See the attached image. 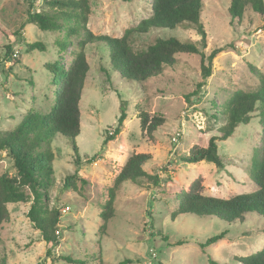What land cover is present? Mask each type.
<instances>
[{"label": "rangeland", "instance_id": "rangeland-1", "mask_svg": "<svg viewBox=\"0 0 264 264\" xmlns=\"http://www.w3.org/2000/svg\"><path fill=\"white\" fill-rule=\"evenodd\" d=\"M147 2L89 0L87 27L93 34L121 36L126 28L148 15ZM228 5L229 0H204L200 22L206 45L200 50L205 55L214 48L222 50L212 59L211 75L198 90L196 84L202 80L199 54L177 53L174 65H165L161 73L135 82L110 70L108 53L98 44L85 47L90 68L79 101L80 131L75 138L80 166L73 163V151L66 137L55 133L51 144L54 185L48 200L61 213L56 256L83 258L93 254L101 257L102 264H211L209 257L218 264H240L238 256L253 253L264 245V219L256 215L230 225L210 216L183 214L170 218L176 193L187 189L196 178L201 179L206 195L227 198L253 189L248 168L260 138L257 111L247 124H240L230 137L217 142L223 168L206 161L186 163L179 159L192 145H206L222 122L221 116L217 114L215 118L214 114L234 90L258 84L250 66L264 73V15L247 12L240 21L232 20ZM27 6L25 0H0L3 130L12 129L29 108L49 111L55 86L44 65L61 58L67 66L71 59L72 46L63 55L58 53L57 32L25 23ZM33 10L51 9L42 0H36ZM169 36L194 42L201 37L194 25L154 28L135 36L133 47L142 49L158 37ZM32 41L43 42L45 50L27 51L26 43ZM8 43L12 44V56L19 59L18 63L6 57ZM122 106L126 112L122 128L114 139L103 144L107 133L113 132ZM139 112H146L150 118L161 116L163 122L149 134L140 129ZM139 152L151 156L143 168L162 179L157 185L124 182L114 198L115 215L102 233L99 212L107 189L127 157ZM91 156L94 160L87 162ZM75 171L87 182L76 179V188L63 189L65 177ZM2 173H14L13 160L5 151H0ZM29 205L30 202L7 205L9 217L2 225L0 257L5 256V264H70L61 259L52 261L47 256V244L26 216ZM225 229L224 238L201 249L199 243ZM160 234L167 236V240ZM182 238V244H169ZM96 263L92 259L87 261Z\"/></svg>", "mask_w": 264, "mask_h": 264}, {"label": "trees", "instance_id": "trees-1", "mask_svg": "<svg viewBox=\"0 0 264 264\" xmlns=\"http://www.w3.org/2000/svg\"><path fill=\"white\" fill-rule=\"evenodd\" d=\"M25 23L36 25L45 31L57 32L56 43L58 53L72 46L69 53L70 62L67 66L61 63V58L47 62L44 67L51 74L52 84L55 86L54 102L47 113L29 108L19 122L9 130L0 129V151H5L13 160L14 173L0 174V241L3 223L9 217L7 205L9 203L30 202L26 216L39 230L41 239L47 244L46 254L53 260L61 259L70 264H87L89 259L102 264L99 256L73 257L57 255L54 249L59 245L60 209L49 204V190L54 185L53 159L54 152L51 144L55 133L66 137L71 145L76 167L81 160L76 145V136L80 131L79 101L84 88L85 79L89 71L85 47L98 44L106 53L110 70L119 77L141 82L162 72L165 65H174L177 53H194L200 55V74L202 80L196 84L200 88L205 79L211 75V63L222 47L214 48L209 54L200 50L206 45V33L200 22L204 0H148V15L136 25L126 28L121 36L108 34H93L87 27L90 13L89 0H42L50 11H34L36 0H25ZM129 1V0H123ZM232 20L240 21L244 14L252 12L264 15V0H229L227 8ZM194 25L201 36L199 42L183 41L176 36L158 37L145 48L135 49L133 39L150 29H172L180 25ZM18 35V33L16 34ZM22 39L19 38V40ZM77 39V40H76ZM75 40V41H73ZM108 49V52L106 50ZM27 51L45 50L41 41L26 43ZM6 57L13 63L19 59L12 56V44L5 45ZM255 72L258 84L249 89L238 88L224 101L214 114L221 116V124L216 127L206 145H192L188 152L179 159L186 163L206 161L218 168H223V161L218 153V141L225 140L232 135L240 124H247L257 111L260 126V138L252 151V158L248 168V178L253 189L246 193H237L227 198L206 195L202 191L201 179L193 180L187 189L176 193L175 206L170 214L171 219L179 215L190 214L198 217L210 216L224 221L228 225L243 223L249 215H256L264 219V73L255 66H250ZM10 69V68H8ZM108 72V70H107ZM126 118L124 106L120 107V114L116 126L103 140L114 139L120 132ZM140 129L152 134L156 127L163 122L161 116H152L146 112H139ZM148 153H132L113 178L107 189V198L101 204L99 231L104 233L107 223L115 215L114 198L120 186L129 181L132 184H159L162 179L157 173L147 172L143 166L150 159ZM94 156L86 159L92 162ZM76 179L86 183L78 172L69 173L65 177L62 188H76ZM227 230L213 234L199 243L201 249L224 238ZM161 235V234H160ZM162 236V235H161ZM167 240V236H162ZM184 243V239L170 242V245ZM94 257V258H93ZM240 264H264V245L261 249L236 258ZM211 264H218L216 260L208 258ZM5 256L0 257V264H5Z\"/></svg>", "mask_w": 264, "mask_h": 264}, {"label": "built area", "instance_id": "built-area-1", "mask_svg": "<svg viewBox=\"0 0 264 264\" xmlns=\"http://www.w3.org/2000/svg\"><path fill=\"white\" fill-rule=\"evenodd\" d=\"M151 256H154V253H152V255ZM150 264V263H149Z\"/></svg>", "mask_w": 264, "mask_h": 264}]
</instances>
